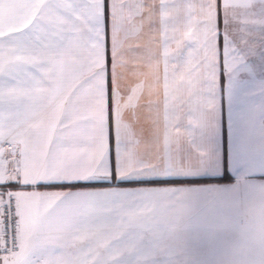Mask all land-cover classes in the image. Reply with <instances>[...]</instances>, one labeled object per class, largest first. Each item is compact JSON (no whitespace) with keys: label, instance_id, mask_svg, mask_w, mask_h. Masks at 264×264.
Returning a JSON list of instances; mask_svg holds the SVG:
<instances>
[{"label":"snow or ice","instance_id":"snow-or-ice-1","mask_svg":"<svg viewBox=\"0 0 264 264\" xmlns=\"http://www.w3.org/2000/svg\"><path fill=\"white\" fill-rule=\"evenodd\" d=\"M195 8L214 13L212 87L221 62L238 85L247 41L238 45L225 32L222 46L220 20L227 27L239 14L256 22L252 10L264 11V0H0V264H121V247L158 226L160 194L197 176L131 166L137 139L124 113L138 99L116 82L145 23L160 45L166 84L170 67L200 70L205 45ZM185 103L170 87L171 140L186 137L190 150L203 151L200 129L178 122ZM198 220L209 231L227 226L212 211ZM182 222L183 211L173 224ZM251 264H264V223Z\"/></svg>","mask_w":264,"mask_h":264},{"label":"crops","instance_id":"crops-1","mask_svg":"<svg viewBox=\"0 0 264 264\" xmlns=\"http://www.w3.org/2000/svg\"><path fill=\"white\" fill-rule=\"evenodd\" d=\"M189 2L196 4L197 0ZM252 11L256 22L245 23L239 14L237 18L230 15L227 27L223 17L220 20L222 46L225 32L238 45L241 40L247 41L246 45H240L248 50L238 85L223 71L221 62L216 90L212 87L208 69L214 41V13L200 12L198 8L193 10V15L200 20L194 23L205 45L204 66L200 70L188 75L182 68L170 67L169 84H166L160 45L145 23L141 34L130 42L140 47L126 53L117 69L116 81L125 97L131 94L138 99V106L124 113L137 139L130 157L131 166H142L144 171L160 175H197L184 178L188 183L175 185L184 189L168 192L180 205L166 210L170 219L166 223H173L183 211L186 218L183 223L199 227L200 234L227 233L237 236L240 242L245 239L243 248L250 260L255 258L264 223V22H260L264 21V11L259 8ZM172 86L179 89L186 101L178 122L200 129L198 141L203 144V151L190 150L186 137L171 140L166 93ZM169 142L170 148L166 147ZM209 211L226 218L227 226L209 231L198 220Z\"/></svg>","mask_w":264,"mask_h":264},{"label":"rangeland","instance_id":"rangeland-1","mask_svg":"<svg viewBox=\"0 0 264 264\" xmlns=\"http://www.w3.org/2000/svg\"><path fill=\"white\" fill-rule=\"evenodd\" d=\"M117 81V75H116ZM162 194V195H161ZM154 201L158 226L146 231L134 243L120 249L121 264H250L245 239L230 234H200L198 228L185 223L173 224L169 208H176L177 198L161 193ZM181 195H177V197ZM178 197V198H179ZM179 201V199H178ZM159 205V206H158ZM183 205V202H182ZM161 210V211H160ZM159 211V212H158ZM174 221V219H173ZM78 251V249H74Z\"/></svg>","mask_w":264,"mask_h":264},{"label":"trees","instance_id":"trees-1","mask_svg":"<svg viewBox=\"0 0 264 264\" xmlns=\"http://www.w3.org/2000/svg\"><path fill=\"white\" fill-rule=\"evenodd\" d=\"M217 181L218 182H225V180H223V179H218Z\"/></svg>","mask_w":264,"mask_h":264}]
</instances>
